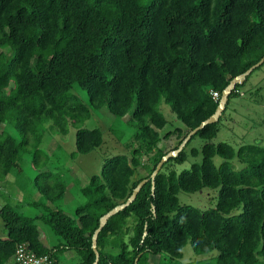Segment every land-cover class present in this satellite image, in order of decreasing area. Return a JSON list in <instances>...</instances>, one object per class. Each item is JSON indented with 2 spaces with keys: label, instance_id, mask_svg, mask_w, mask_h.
<instances>
[{
  "label": "trees",
  "instance_id": "1",
  "mask_svg": "<svg viewBox=\"0 0 264 264\" xmlns=\"http://www.w3.org/2000/svg\"><path fill=\"white\" fill-rule=\"evenodd\" d=\"M263 56L264 0H0V181L30 152L38 171L34 183L46 199L36 203L42 211L35 216L0 206L6 231L0 264H17L20 243L47 255L50 264H59L58 254L68 250L80 258L76 264H93L99 218L143 179L134 201L98 233V264H134L137 257V264H150L153 256L158 264H182L186 243L216 264H264L263 145L235 148L215 141L220 115L162 164L153 191L150 179L170 151L159 143L175 133L176 149L215 111L229 81ZM249 76L231 91L222 114ZM75 85L87 101L72 91ZM161 101L183 127L160 134L167 123ZM101 108L132 129L125 145L131 151L103 161L99 174L79 189L86 202L71 215L51 207L65 195L66 184L45 168L39 145L46 123L66 134L69 123L81 124ZM197 136L201 146L186 150ZM103 142L98 128L78 127L73 153H88ZM198 155L200 161L179 167ZM140 168L145 174L137 175ZM203 189L213 192L214 206L179 202V191ZM36 220L50 227L55 245L45 244Z\"/></svg>",
  "mask_w": 264,
  "mask_h": 264
},
{
  "label": "rangeland",
  "instance_id": "2",
  "mask_svg": "<svg viewBox=\"0 0 264 264\" xmlns=\"http://www.w3.org/2000/svg\"><path fill=\"white\" fill-rule=\"evenodd\" d=\"M146 0H141L145 2ZM80 97L87 101V94L77 85L73 90ZM160 110L165 116L167 123L160 130V134L167 130H174L176 127H183V124L175 117L169 106L160 102ZM43 135L39 147L44 151L46 156L40 159L45 162V168L51 170L59 181L66 184V192L62 199L57 200L51 207H56L64 212L74 215L75 209L86 202L85 197L79 192L82 186L89 182V178L94 174H99L103 161L118 153L129 154L131 148L127 149L126 144L129 142L132 129L125 124L124 119H118L107 112L105 108L92 111L91 116L85 119L81 124H68L66 134H60L48 127ZM78 127L98 128L102 132L103 144L88 153H73L75 151V131ZM6 129L18 139V133L12 127ZM113 129L119 134L110 132ZM215 141H226L235 148L241 144H256L264 146V64L255 69L238 96L229 99L226 110L221 114L220 130L214 139ZM178 141L175 133L159 143L164 151L171 150ZM200 137H194L188 143L186 150L190 147H200L202 144ZM29 146V149H33ZM201 156L195 158L188 156L187 160L180 165V168L189 167L193 161H200ZM143 157V161H146ZM218 161V158H215ZM38 171L32 165V154L30 152L22 155L18 166L0 181V206L4 203L12 205L18 212L35 216L42 211V207L37 204L46 202V199L36 188L34 183ZM137 175L145 174V170L140 168ZM213 192L203 189L201 192H184L179 191L177 197L180 203H187L205 209L214 206L215 198L211 199ZM40 228L41 236L48 246L55 245L58 241L56 235L50 227L41 220H36ZM6 235L3 221L0 217V237ZM213 251L212 254H216ZM59 264H76L79 261L78 255L73 251H65L58 254ZM150 264H158L159 259L153 256L149 260ZM169 262L168 260H163ZM179 262L182 264L194 262V264H216L210 254H196L189 243L183 248V254ZM165 264V263H161Z\"/></svg>",
  "mask_w": 264,
  "mask_h": 264
},
{
  "label": "water",
  "instance_id": "3",
  "mask_svg": "<svg viewBox=\"0 0 264 264\" xmlns=\"http://www.w3.org/2000/svg\"><path fill=\"white\" fill-rule=\"evenodd\" d=\"M264 62V56L255 64L251 65L248 69H246L243 73H240L239 75L233 77L229 83L225 86V88L223 89L219 101H218V105L215 109V111L205 120H203L198 126H196L194 129L190 130L188 132V134L185 136V138L181 141V143L178 145V147L174 150H170L169 152H167L164 156H162V158L160 159V161L157 163V165L155 166L154 170L152 171V173L150 174V179H151V183H152V191L154 189V178L156 176V174L159 172L162 164L168 160V158L172 157V156H176L181 150L182 148L186 145V143L188 142V140L190 139V137L195 134L199 129H201L202 127H204L207 124H211L214 123L216 121H218L220 115L222 114L226 103L228 101V97L229 94L231 93V91L234 89V87L236 86V84H242L246 77L251 74V72L259 67L262 63ZM147 181V179H143L141 180L132 190L131 194L126 198L125 201L115 205L113 208H111L109 211H107L105 214H103L100 218H99V222H98V227L94 230L93 235H92V249L95 252V260L93 262V264H98V251L96 249V243H97V236L98 233L100 232V230L103 228V226L106 224L107 220L109 219L110 216L114 215L115 213L119 212L120 210H123L124 208H126L131 202L134 201V199L136 198L137 193L140 191L141 187L144 185V183ZM138 261V257L135 258L134 264H137Z\"/></svg>",
  "mask_w": 264,
  "mask_h": 264
},
{
  "label": "built area",
  "instance_id": "4",
  "mask_svg": "<svg viewBox=\"0 0 264 264\" xmlns=\"http://www.w3.org/2000/svg\"><path fill=\"white\" fill-rule=\"evenodd\" d=\"M214 98L218 97L217 92H211ZM15 262L17 264H50L51 261L47 255H36L28 249L27 244L20 243L15 250Z\"/></svg>",
  "mask_w": 264,
  "mask_h": 264
},
{
  "label": "crops",
  "instance_id": "5",
  "mask_svg": "<svg viewBox=\"0 0 264 264\" xmlns=\"http://www.w3.org/2000/svg\"><path fill=\"white\" fill-rule=\"evenodd\" d=\"M44 242H45V240H44ZM46 244V243H45Z\"/></svg>",
  "mask_w": 264,
  "mask_h": 264
}]
</instances>
